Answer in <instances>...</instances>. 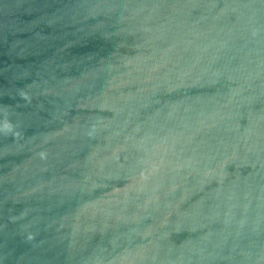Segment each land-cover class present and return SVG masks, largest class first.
Returning a JSON list of instances; mask_svg holds the SVG:
<instances>
[{"label":"water","instance_id":"water-1","mask_svg":"<svg viewBox=\"0 0 264 264\" xmlns=\"http://www.w3.org/2000/svg\"><path fill=\"white\" fill-rule=\"evenodd\" d=\"M0 264H264V0H0Z\"/></svg>","mask_w":264,"mask_h":264}]
</instances>
